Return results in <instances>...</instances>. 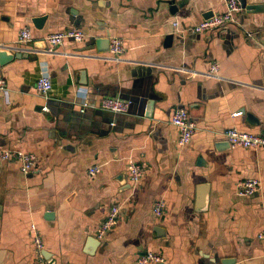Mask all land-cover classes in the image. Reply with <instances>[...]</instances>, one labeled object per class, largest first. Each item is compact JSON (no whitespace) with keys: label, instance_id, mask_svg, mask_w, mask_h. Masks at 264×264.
<instances>
[{"label":"crops","instance_id":"0c3cea01","mask_svg":"<svg viewBox=\"0 0 264 264\" xmlns=\"http://www.w3.org/2000/svg\"><path fill=\"white\" fill-rule=\"evenodd\" d=\"M225 7L226 0H0V51L16 55L0 62V151L38 157L28 176L0 160V264H137L149 251L164 264H264V147L232 148L224 135L237 128L264 136V9L242 8L233 24L190 31ZM26 27L33 44L18 43ZM70 29L85 39H67L53 55L31 52ZM114 38L125 46L119 60L107 50ZM214 63L218 75L207 76ZM44 67L49 101L35 87ZM104 97L131 101L129 113L100 110ZM177 108L197 124L185 148L171 124ZM129 159L145 165L138 185ZM249 178L261 190L238 197ZM157 201L166 203L162 218L153 213ZM113 206L118 224L99 239ZM91 237L100 242L94 249Z\"/></svg>","mask_w":264,"mask_h":264},{"label":"built area","instance_id":"2783aa9c","mask_svg":"<svg viewBox=\"0 0 264 264\" xmlns=\"http://www.w3.org/2000/svg\"><path fill=\"white\" fill-rule=\"evenodd\" d=\"M241 10V0H226V7L224 11L214 13L213 16L204 19L199 24L192 27L190 31L194 34H198L233 24L236 21V15L240 13ZM175 26H177V23H175ZM85 37L86 36L84 32L75 29L51 34L43 39L42 42H40L45 45L43 48L39 46L40 48H33L31 52L37 55H53L57 53L58 48L64 43L65 40L72 39L75 42H82ZM18 43L25 45L35 43L30 28L26 27L20 31ZM124 52L125 46L123 40L119 38L112 39L110 43L111 57L115 60H119ZM219 70L220 66L217 63H214L211 69L205 74L207 76H217ZM6 86V80L0 74V91H6ZM35 87L39 95L45 98L46 101L50 100L53 91V80L47 67H44L40 77L36 81ZM88 106V103H83L81 112H85V109ZM130 107L131 101L123 100L118 97H104L101 99L98 105L100 110L114 115H126L129 113ZM42 110L44 112H49V106H44ZM240 114L241 113L234 114V116H238ZM171 124L177 127L179 130L177 146L179 148L187 147L192 142V138L197 131V124L192 119L190 112L185 108H177L171 117ZM111 125L114 126L115 123H112ZM224 135L232 148L259 149L264 147V136L260 134L240 131L237 128H230L225 132ZM0 160L5 163H18L22 173L25 176H28L34 172L38 157L34 153L4 149L0 151ZM145 171V165L135 161L134 159H129V179L133 185H138L140 183ZM98 172L99 169L97 167L90 169L91 175H96ZM260 190L261 181L256 178H249L239 183L237 195L238 197L242 198L250 197L257 194ZM165 210L166 203L164 201H157L153 206V213L156 218H162L165 214ZM119 217L120 207H111L98 229L97 236L99 239L103 238L118 224ZM31 230L34 236L37 254L40 258H43L42 252L44 250V242L41 233L35 226H32ZM258 238L260 240H264V227L259 233ZM149 263L164 264L165 259L162 255L149 251L139 257L137 261V264Z\"/></svg>","mask_w":264,"mask_h":264},{"label":"water","instance_id":"95a60500","mask_svg":"<svg viewBox=\"0 0 264 264\" xmlns=\"http://www.w3.org/2000/svg\"><path fill=\"white\" fill-rule=\"evenodd\" d=\"M241 6H242V8H245L247 10H254V11H261L264 9V5H249L247 3V0H241ZM173 8L176 9V6ZM211 16H213V13H211L209 17H211ZM45 20H46V17L37 18L34 20V23L37 26V28H41V26L45 22ZM173 38H174L173 35H169L166 38V42L168 45H170L173 42ZM108 46L109 47L107 50L110 49V40H108ZM103 51L105 52V50H103ZM15 56L16 55H11V54L8 55V53L6 51H0V62H1V64H5V63L13 60L15 58ZM131 104H132V102H131ZM112 123H114V122H112ZM160 230L161 229H159V231H157V232L159 233ZM97 243L100 244L99 240L95 237H91V239H89L88 245L91 249H94L95 246L97 245ZM89 253H90V251H89ZM42 255H43V257H46L44 251L42 252ZM236 262L237 261L235 259H225L222 261V264H236Z\"/></svg>","mask_w":264,"mask_h":264}]
</instances>
